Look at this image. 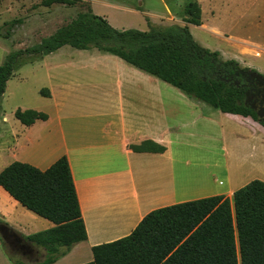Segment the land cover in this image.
Listing matches in <instances>:
<instances>
[{"label":"rangeland","instance_id":"1","mask_svg":"<svg viewBox=\"0 0 264 264\" xmlns=\"http://www.w3.org/2000/svg\"><path fill=\"white\" fill-rule=\"evenodd\" d=\"M104 1L93 3L92 11L89 3L84 0H80L74 6L54 4L49 7L42 5V0H0V65L10 53L38 44L41 39L67 24L78 13L89 10L95 15L107 16L112 27L118 30L145 31L148 29V23L156 26L185 25L182 16L187 0H168V6L173 13L156 24L140 12H133L124 7L111 8L107 3L135 7L139 6L141 1V10L156 21L158 14H165L160 0ZM198 1L205 28L188 25L195 41L211 51L222 49L224 52H219L222 60H233L238 67L256 71L264 77V46L256 43H264V0ZM221 33L237 37L251 36L256 42L243 41V46L250 50L237 51L233 46L227 45L230 40L223 42ZM258 48L263 50L259 56L254 52ZM62 69H73L72 74L68 76L74 77V80L67 78V84L72 86L73 91L71 97L64 99L62 105H59L57 98H47L49 92H46L48 96H45L40 91L51 88V84L53 86L57 82H62L59 74ZM112 69L134 68L110 54L95 49L78 50L68 45L43 57L19 58L15 72L7 81L5 92L0 97V171L14 161L31 164L30 158L36 159L45 155L54 157L56 153H52L57 152L56 145L60 140L58 127L60 116L66 117L72 124L77 120L89 121L93 126L91 129L94 135L102 143L103 137L97 133L100 125L108 120L104 117L108 107L102 98L91 99L90 93L92 97L98 93L93 92L89 84H96L99 79L110 80L114 77ZM141 73L148 77V81L157 83L163 90L161 124L163 132H166L169 139L171 138L170 149L178 161L177 176L173 174V183L177 181L179 190L201 185L202 182L199 180L203 177V183L212 182L213 178L226 182L222 177L225 174L232 181V185H246L252 180L263 181L264 138L261 135L256 138L248 136L246 128L237 127L225 120L220 111L187 97L177 88L158 78ZM70 81H78L79 88L74 89ZM157 92L160 95V92ZM189 102L195 103V107H191ZM18 109H33L47 114L50 119L49 133L42 127L30 129L22 125L14 117ZM146 115L148 128L154 127V111L148 110ZM96 116L103 117L89 118ZM157 119L156 124L159 127L158 112ZM114 123L116 131L121 132L120 124ZM36 137L50 142L43 146H30L31 140ZM123 157L125 161L126 155L123 154ZM149 164L139 163L136 169L133 168L136 187H141L140 182H143L144 178L148 179L155 175L154 168ZM224 171L226 173H223ZM8 197L0 188V209L11 214L13 226L10 227L0 214L2 254L8 260L22 264L42 261L45 251L26 241L24 236L46 230V223L49 221L21 206L12 207ZM179 198L181 199V196ZM121 209L123 216L127 207ZM3 229L10 231L19 242L8 236Z\"/></svg>","mask_w":264,"mask_h":264},{"label":"trees","instance_id":"2","mask_svg":"<svg viewBox=\"0 0 264 264\" xmlns=\"http://www.w3.org/2000/svg\"><path fill=\"white\" fill-rule=\"evenodd\" d=\"M80 0H42V5L74 6ZM185 25L118 30L91 10L78 13L67 24L33 46L10 53L0 65V97L22 56H46L63 46L95 49L115 56L131 67L177 88L187 97L222 113L251 118L244 104V89L229 80L238 65L222 60L218 51L201 46L188 25H201V8L190 1L183 10ZM41 90L42 95L48 92ZM24 126L47 120L33 109L16 110ZM259 124L264 126L263 122ZM151 142L133 147L149 149ZM154 145V144H153ZM0 188L21 207L54 226L24 239L45 251L42 261L53 264L72 245L85 241L75 185L66 156L45 170L14 161L0 171ZM92 260L84 264H264V182L252 180L237 189L232 199L216 195L157 208L147 213L135 229L118 240L91 248ZM12 264H22L9 259Z\"/></svg>","mask_w":264,"mask_h":264},{"label":"crops","instance_id":"3","mask_svg":"<svg viewBox=\"0 0 264 264\" xmlns=\"http://www.w3.org/2000/svg\"><path fill=\"white\" fill-rule=\"evenodd\" d=\"M84 1L89 3L92 11L93 3L105 2L104 0ZM167 1L160 0L165 14H158L156 21L150 19L146 12L141 10V1H139V6L135 5V7H126L114 2L107 3V5L111 8L124 7L133 12H140L146 16L145 18L156 24L173 13ZM190 1L199 2L198 0H187L184 7ZM103 18L110 24L107 16H103ZM200 26L205 28L202 20ZM220 37L223 42L230 40L227 45L233 46L237 51L250 50V48L243 46V41L256 42L251 36L237 37L221 33ZM256 43L264 46V43ZM261 51L263 50L255 49V55L259 56ZM218 52L224 51L221 49ZM72 70L62 69L59 72L62 82H57L53 86L51 84V88L47 89L49 92L48 99L57 98L59 105H62L64 99L71 97L73 90H71L72 86L67 84V78L74 80V77L68 76L72 74ZM111 71L114 77L110 80L99 79L96 84H89L93 92H97L98 95L101 94L92 97V93H90L91 99L102 98L108 107L107 114L103 115L108 120L100 125L97 133L98 136L103 137V142L98 141L99 138L94 135L95 133L91 129L93 126L90 125L89 121L77 120L72 124L66 117L60 116L58 120L60 140L56 145L57 152L52 153H56L55 156H49L50 159L47 155L36 159L30 158L31 165L40 170H45L59 157L66 156L87 233L85 241L72 245L67 254L53 264H84L91 261V248L93 246L128 236L142 218L152 210L216 195H223L231 200L233 193L245 185H232V181L225 174L222 177L226 182L217 181L216 178H213L212 182L203 183V177L202 180L200 178L201 181L199 180L202 182L201 185L179 190L177 181L173 183V174L177 176L178 161L170 149L171 138L169 139L166 132H163L161 124L162 87L157 86L155 82L148 81V77L135 68L112 69ZM69 83L74 85V89L79 88L78 81H70ZM157 91L160 92V95ZM77 98H81V96H77ZM191 102L189 105L195 107L196 104ZM148 110H153L155 113L154 127L148 128L146 115ZM157 112L160 118L159 127L156 124ZM103 116L89 118L94 119ZM221 116L237 127L246 128L248 136L256 138L261 135L264 138V127L251 118L222 112ZM47 117L45 121L37 120L34 124L26 127L30 129L42 127L44 131L49 133L50 119L48 115ZM114 122L120 124L121 129L119 130H122L121 132L116 131ZM148 141L152 145L147 146V148L155 149L156 146H160L164 147L165 150L163 152H153L152 150L137 152L133 149V147H138ZM49 142V140L36 137L31 140L30 146H43ZM123 154L126 155L125 161ZM139 163L140 165L141 163H150L149 165L154 168L155 175L148 179L144 178L143 182H140L141 187H136L133 168L136 169ZM8 198V201L13 205L12 207L20 206L11 197ZM121 207H127L123 216H121L123 213ZM0 214L3 220L10 227H13L10 213L0 209ZM101 221L108 222L104 224ZM53 226L51 222H48L45 228L47 230ZM0 261L1 264H12L10 260L4 257L1 249Z\"/></svg>","mask_w":264,"mask_h":264},{"label":"flooded vegetation","instance_id":"4","mask_svg":"<svg viewBox=\"0 0 264 264\" xmlns=\"http://www.w3.org/2000/svg\"><path fill=\"white\" fill-rule=\"evenodd\" d=\"M233 69H243L240 67ZM248 69V68H247ZM259 73L253 70L235 71L232 80L236 87L244 89V104L253 112L260 122L264 123V77L259 79ZM8 236L14 238L16 242L19 240L6 229H3Z\"/></svg>","mask_w":264,"mask_h":264},{"label":"water","instance_id":"5","mask_svg":"<svg viewBox=\"0 0 264 264\" xmlns=\"http://www.w3.org/2000/svg\"><path fill=\"white\" fill-rule=\"evenodd\" d=\"M259 79H262V76L259 75ZM260 122V120H258V123ZM2 231V227H0V232Z\"/></svg>","mask_w":264,"mask_h":264}]
</instances>
